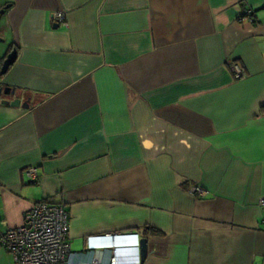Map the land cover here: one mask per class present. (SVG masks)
<instances>
[{
    "label": "crops",
    "instance_id": "1",
    "mask_svg": "<svg viewBox=\"0 0 264 264\" xmlns=\"http://www.w3.org/2000/svg\"><path fill=\"white\" fill-rule=\"evenodd\" d=\"M12 51L0 235L46 200L79 260L139 264L145 239L143 264H264V0H0Z\"/></svg>",
    "mask_w": 264,
    "mask_h": 264
},
{
    "label": "built area",
    "instance_id": "2",
    "mask_svg": "<svg viewBox=\"0 0 264 264\" xmlns=\"http://www.w3.org/2000/svg\"><path fill=\"white\" fill-rule=\"evenodd\" d=\"M243 16L250 22L254 21L252 10L246 9ZM54 17L60 25H67L63 13H57ZM231 70L236 80L244 78V72L239 65L234 64ZM25 174L29 180L37 178L34 167L26 169ZM190 194L201 198L205 191L194 186L190 188ZM259 205L264 207V197L260 199ZM68 233L67 210L45 200L36 203L23 215L20 227L0 235V247L11 255L13 264H119L114 244L106 249L107 259L104 262L96 259L91 250L87 251L89 259H77V255L70 251Z\"/></svg>",
    "mask_w": 264,
    "mask_h": 264
},
{
    "label": "water",
    "instance_id": "3",
    "mask_svg": "<svg viewBox=\"0 0 264 264\" xmlns=\"http://www.w3.org/2000/svg\"><path fill=\"white\" fill-rule=\"evenodd\" d=\"M15 60H16V52L12 51L6 56V58L4 59L0 67V77L6 73L8 68L11 65H13ZM5 96H11L12 98L10 100H7V99L5 100L4 99ZM13 98H14V92L11 91V89L2 88L0 86V99H2L1 104L9 105L11 107H22L24 109L28 108V105L21 103L20 99H17V98L13 99ZM146 255H147V241L145 239H141L139 241V257H140L139 264H143V262L145 261Z\"/></svg>",
    "mask_w": 264,
    "mask_h": 264
},
{
    "label": "trees",
    "instance_id": "4",
    "mask_svg": "<svg viewBox=\"0 0 264 264\" xmlns=\"http://www.w3.org/2000/svg\"><path fill=\"white\" fill-rule=\"evenodd\" d=\"M143 234H144V236H147L148 234L149 235H154V236H161L160 232H158V231H156L154 229H151V228H145L144 231H143Z\"/></svg>",
    "mask_w": 264,
    "mask_h": 264
},
{
    "label": "rangeland",
    "instance_id": "5",
    "mask_svg": "<svg viewBox=\"0 0 264 264\" xmlns=\"http://www.w3.org/2000/svg\"><path fill=\"white\" fill-rule=\"evenodd\" d=\"M7 100H10L12 97L11 96H6L5 97Z\"/></svg>",
    "mask_w": 264,
    "mask_h": 264
},
{
    "label": "flooded vegetation",
    "instance_id": "6",
    "mask_svg": "<svg viewBox=\"0 0 264 264\" xmlns=\"http://www.w3.org/2000/svg\"><path fill=\"white\" fill-rule=\"evenodd\" d=\"M5 97H6V96H5ZM5 97H4V98H5Z\"/></svg>",
    "mask_w": 264,
    "mask_h": 264
}]
</instances>
